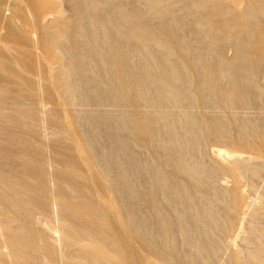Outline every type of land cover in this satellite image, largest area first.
Returning a JSON list of instances; mask_svg holds the SVG:
<instances>
[{"label": "rangeland", "instance_id": "1", "mask_svg": "<svg viewBox=\"0 0 264 264\" xmlns=\"http://www.w3.org/2000/svg\"><path fill=\"white\" fill-rule=\"evenodd\" d=\"M0 264H264V0H0Z\"/></svg>", "mask_w": 264, "mask_h": 264}]
</instances>
